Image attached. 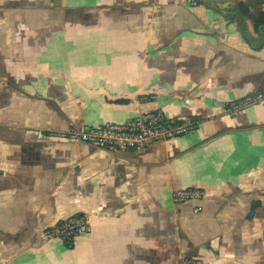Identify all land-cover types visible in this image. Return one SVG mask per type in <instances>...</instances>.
<instances>
[{
	"label": "crops",
	"instance_id": "obj_1",
	"mask_svg": "<svg viewBox=\"0 0 264 264\" xmlns=\"http://www.w3.org/2000/svg\"><path fill=\"white\" fill-rule=\"evenodd\" d=\"M264 0H0V264H264ZM162 110L135 152L40 140ZM197 196L179 200L186 191ZM84 214L72 248L45 230Z\"/></svg>",
	"mask_w": 264,
	"mask_h": 264
},
{
	"label": "built area",
	"instance_id": "obj_2",
	"mask_svg": "<svg viewBox=\"0 0 264 264\" xmlns=\"http://www.w3.org/2000/svg\"><path fill=\"white\" fill-rule=\"evenodd\" d=\"M263 93L250 94L242 99L227 103V111H240L262 101ZM199 126L196 120L169 118L162 110H153L123 123L89 125L71 130H50L39 133L40 140L61 143H85L97 149L129 152L142 151L160 142H166L191 133ZM197 192L189 190L178 196L179 200L196 197ZM91 225L87 216L77 215L45 230L46 240L59 239L72 248L78 237L88 235ZM177 264H209L204 260L182 256Z\"/></svg>",
	"mask_w": 264,
	"mask_h": 264
},
{
	"label": "trees",
	"instance_id": "obj_3",
	"mask_svg": "<svg viewBox=\"0 0 264 264\" xmlns=\"http://www.w3.org/2000/svg\"><path fill=\"white\" fill-rule=\"evenodd\" d=\"M77 216V215H76ZM73 217H75V216H73ZM73 217H70V218H73ZM70 218H68V219H70ZM68 219H65V220H68ZM65 220H62V221H65ZM62 221H60V222H62Z\"/></svg>",
	"mask_w": 264,
	"mask_h": 264
}]
</instances>
